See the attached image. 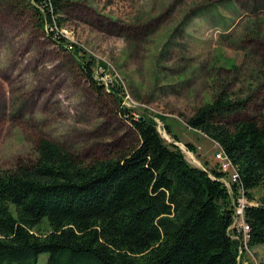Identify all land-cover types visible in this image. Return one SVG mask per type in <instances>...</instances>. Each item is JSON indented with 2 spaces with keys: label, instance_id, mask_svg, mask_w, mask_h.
Here are the masks:
<instances>
[{
  "label": "rangeland",
  "instance_id": "374dc122",
  "mask_svg": "<svg viewBox=\"0 0 264 264\" xmlns=\"http://www.w3.org/2000/svg\"><path fill=\"white\" fill-rule=\"evenodd\" d=\"M62 2L55 30L107 64L96 78L104 71L106 86L118 80L134 114L164 116L160 133L168 142L177 135L193 165L216 162L218 145L187 119L224 86L234 99L252 96L230 126L264 115V0ZM118 109L113 94L98 92L30 13L0 0V170L35 158L42 137L87 164L125 153L138 133ZM252 192L257 203L264 196L261 187ZM50 229L45 217L35 231ZM240 251L243 264H264V245ZM48 259L42 253L38 264Z\"/></svg>",
  "mask_w": 264,
  "mask_h": 264
},
{
  "label": "trees",
  "instance_id": "16d2710c",
  "mask_svg": "<svg viewBox=\"0 0 264 264\" xmlns=\"http://www.w3.org/2000/svg\"><path fill=\"white\" fill-rule=\"evenodd\" d=\"M9 1L69 51L98 92L113 94L138 143L117 157L87 164L42 137L35 158L0 170V264H38L42 253L49 254L47 264H243V241L232 229L237 192L224 183L226 173L218 165L190 163L176 144L180 138L173 134L168 142L160 133L157 118L164 116L146 109L134 114L118 80L106 86L104 71L96 78L97 67L107 64L55 30L62 0ZM251 98L234 99L224 86L187 123L221 146L253 200L252 191L264 189V115L227 123ZM187 146L195 151L192 143ZM45 217L51 229L35 231ZM245 219L248 246L264 245V196L247 205Z\"/></svg>",
  "mask_w": 264,
  "mask_h": 264
},
{
  "label": "built area",
  "instance_id": "2783aa9c",
  "mask_svg": "<svg viewBox=\"0 0 264 264\" xmlns=\"http://www.w3.org/2000/svg\"><path fill=\"white\" fill-rule=\"evenodd\" d=\"M216 159L218 161L219 170L226 173V176L222 179L228 187L229 191L233 193V187H235L237 192V196L234 198L233 201L235 206V212L233 216L234 221L232 224V229L235 228L237 234L233 236L235 239H242L243 245H241L240 248H248L247 241L250 236V226L245 219V209L247 205L258 203L250 199L247 195L244 187L241 185V182L239 180L240 175L237 167L233 164L230 157L225 153L221 146L216 152Z\"/></svg>",
  "mask_w": 264,
  "mask_h": 264
},
{
  "label": "crops",
  "instance_id": "0c3cea01",
  "mask_svg": "<svg viewBox=\"0 0 264 264\" xmlns=\"http://www.w3.org/2000/svg\"><path fill=\"white\" fill-rule=\"evenodd\" d=\"M212 140V139H211ZM215 142V141H214ZM216 143V142H215ZM218 145V143H216ZM220 146L218 145V150H219ZM217 150V151H218ZM202 157V155H200ZM206 163H208V167H213L216 163V162H210L209 160H207V158L205 159ZM197 166H200V167H203L204 168V165L202 162H200Z\"/></svg>",
  "mask_w": 264,
  "mask_h": 264
},
{
  "label": "water",
  "instance_id": "95a60500",
  "mask_svg": "<svg viewBox=\"0 0 264 264\" xmlns=\"http://www.w3.org/2000/svg\"><path fill=\"white\" fill-rule=\"evenodd\" d=\"M176 144L179 145V142H176ZM179 146H180V145H179ZM180 148H181V147H180ZM199 167H200V166H199ZM201 168H203V167H201Z\"/></svg>",
  "mask_w": 264,
  "mask_h": 264
}]
</instances>
